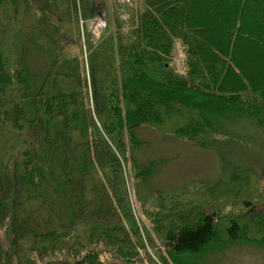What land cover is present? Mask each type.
Segmentation results:
<instances>
[{"label":"trees","instance_id":"trees-1","mask_svg":"<svg viewBox=\"0 0 264 264\" xmlns=\"http://www.w3.org/2000/svg\"><path fill=\"white\" fill-rule=\"evenodd\" d=\"M105 11L0 0V264H198L264 248V171L162 197L143 221L130 191L160 162L131 158L139 127L207 148L215 118L264 126V78L240 54L264 49V0H143L95 38ZM32 51L48 61L41 82Z\"/></svg>","mask_w":264,"mask_h":264},{"label":"rangeland","instance_id":"rangeland-1","mask_svg":"<svg viewBox=\"0 0 264 264\" xmlns=\"http://www.w3.org/2000/svg\"><path fill=\"white\" fill-rule=\"evenodd\" d=\"M116 5H107L105 12L109 19L115 13ZM260 26L264 27V23ZM84 28L87 30L86 27L82 29ZM258 48L251 46L245 55L240 54L250 72L256 76L259 73L264 78V49ZM33 51V80L41 82V77L47 72L48 61ZM178 68L183 70L179 65ZM229 119L231 120L215 118L219 133L207 148L150 127L137 129V136L143 144L131 151V158L142 165L160 161L156 173L149 180L130 183L132 201L142 221L145 220L146 212L151 211L162 197L227 182L236 167L237 171L249 169L258 176L262 174L264 126L260 127L247 119ZM198 264H264V248L233 244L222 253L205 256Z\"/></svg>","mask_w":264,"mask_h":264},{"label":"built area","instance_id":"built-area-1","mask_svg":"<svg viewBox=\"0 0 264 264\" xmlns=\"http://www.w3.org/2000/svg\"><path fill=\"white\" fill-rule=\"evenodd\" d=\"M97 3H106L108 5H111L113 3H116L122 8L130 7L134 4H137L138 2H141L143 0H95ZM108 24V14L104 12L94 20L90 22L89 30L93 33L95 38H98L107 28ZM82 28L85 26V22L81 20Z\"/></svg>","mask_w":264,"mask_h":264}]
</instances>
